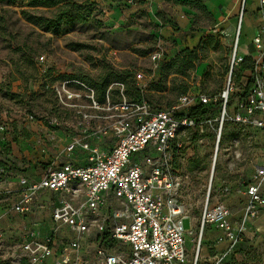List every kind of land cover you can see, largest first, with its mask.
Masks as SVG:
<instances>
[{
	"label": "rangeland",
	"instance_id": "rangeland-1",
	"mask_svg": "<svg viewBox=\"0 0 264 264\" xmlns=\"http://www.w3.org/2000/svg\"><path fill=\"white\" fill-rule=\"evenodd\" d=\"M87 2L90 13L86 22L66 33L54 34L22 17L21 10H29L25 1L0 0V264H18V233L23 227L35 223L40 235L51 229L50 209L27 217L13 210L11 204L16 194L13 188L18 176L44 173L66 161L85 162L92 153L89 148L105 152L107 148L99 147L100 142L112 143L113 138L95 133L94 120L83 115L104 112L91 108L92 101L85 96L90 94L88 88L102 108L117 103L122 96L164 107L176 102L182 94L215 93L224 82L234 32L226 34L220 23L210 27L199 44L190 49L196 53V60L174 63L178 55H185L184 49H177L153 62L150 54L161 38L155 32L159 26L150 15H140L114 26L104 18L102 0ZM195 25L212 24L199 15ZM161 44L164 49L166 45ZM39 56L44 60L40 61ZM126 72L132 74L127 76ZM138 72L142 74L140 78H136ZM106 73L109 75L104 91L101 87L94 89L90 82L101 83ZM64 82L68 93L61 91ZM192 140L197 144V159L189 171L194 178L192 184L197 190L199 208L191 205L188 211L198 216L209 186V203L219 199L221 181L214 177L209 182L215 153L213 139ZM72 142L78 145L70 149ZM84 142L89 148L82 146ZM227 147L230 155L239 154V161L226 159L223 153ZM252 153V145L243 140L234 141L228 132H222L214 175L219 177L225 170L250 174L254 162L250 159L256 158ZM8 182H12L10 188ZM182 226L187 232L189 220L183 219ZM190 237L187 238L188 262L192 264L197 236ZM223 257L218 264H259L261 252L247 249L231 261ZM93 261L89 264H94ZM196 264L214 262L198 258Z\"/></svg>",
	"mask_w": 264,
	"mask_h": 264
},
{
	"label": "built area",
	"instance_id": "built-area-1",
	"mask_svg": "<svg viewBox=\"0 0 264 264\" xmlns=\"http://www.w3.org/2000/svg\"><path fill=\"white\" fill-rule=\"evenodd\" d=\"M244 4L241 0L223 88L215 95L197 97L203 105L218 103L216 116H211V111L177 116L176 106L158 109L142 99L127 100L124 96L102 108L88 88L90 94L85 96L91 99V108L104 112L83 115L97 122L95 133L113 138V143L109 150L99 152L84 142L82 146L92 151L85 164L65 162L47 169L37 180L26 176L18 179L20 190L12 205L16 213L31 212L44 191L60 196L50 211L54 224L50 231L45 235L24 232L18 243V264H89L92 259L94 264H189L186 235L197 236L192 263L196 264L206 225L222 231L220 239L227 242L224 254L244 240L249 222L264 209V166L257 167L244 184L243 213L238 221H232L222 201L209 203V186L197 229L184 232L187 210L180 199L183 176L175 152L181 147L178 135L188 129L199 135L211 132L216 143L227 123L264 130V23L252 38L255 56L251 60V84H242L245 95L237 99L229 113L230 97L237 87L233 73L245 61L237 50ZM260 4L263 6L264 0ZM163 55L159 40L150 59L158 62ZM39 60L44 57L39 56ZM141 75L136 73V78ZM65 83L62 93H68ZM179 102L186 105L190 99L181 96ZM73 146L71 143L69 148ZM62 226L74 235L59 240L57 232ZM221 256L214 259V264L221 261Z\"/></svg>",
	"mask_w": 264,
	"mask_h": 264
},
{
	"label": "crops",
	"instance_id": "crops-1",
	"mask_svg": "<svg viewBox=\"0 0 264 264\" xmlns=\"http://www.w3.org/2000/svg\"><path fill=\"white\" fill-rule=\"evenodd\" d=\"M240 5L241 0H102L101 9L104 12L103 15L107 22L111 23L114 26H119L121 23L124 24L129 20L133 21L140 15H150L155 21V24L159 26L155 31L156 35L161 38L159 39L161 43L164 42V44L167 46V50L166 46L164 48V54L166 55L167 53H172L177 49L190 50L192 47L199 44L205 32H207L210 27H213L215 23H220L222 25V29L228 35L229 33L234 32V39L237 31ZM199 15L208 18L212 25H205L202 27L195 25V21L199 17ZM262 23H264V5L262 6L260 4V0H245L237 40V50L239 54L246 57V60L233 73V79L237 87L230 97L229 113H232L234 104L237 99L245 95L244 90L242 89V84L244 82H247L248 86L251 84V60L255 56L254 48L252 45V38ZM227 72L222 87L215 93H197L192 95L188 93L182 94L179 96V98L181 96H187V98L190 99V102L186 105H182L179 102L178 98L176 102L169 106H151L158 109H170L171 107L176 106L175 113L177 116H183L186 114H203L208 111H211L209 113L211 116H216L219 110L218 103L210 104L209 106L203 105L198 102L197 97L201 94H217L224 86ZM94 125H97V122H95ZM222 132H228L232 140L234 141L243 140L252 145V155H255L256 157L255 160H252V158L250 159L251 161H254L253 163H251L253 170L250 172V174H242V172L233 174L225 170L219 177L215 176L213 173V166L217 159L220 139L216 143L214 134L211 132H206L200 135L195 131L189 129L181 132L178 135V142L181 143V147L176 148L175 152L178 170L183 176L180 199L184 204L185 209L187 210V216L184 219L189 220V229H197L203 206H200V212L198 214L199 217L195 214L192 215L188 211V206L191 205L199 208V200L197 199V193H195L197 190L192 184L194 178L189 171L190 165H192L195 162V159H197V144L195 140L192 139H195V137H205L208 139H213V144L215 143V159L213 160L212 169L209 174V182L211 183L214 177L217 178V180L221 181V185L218 188L219 199H217L215 202L222 201L225 205H227L231 213V219L234 222L238 221L243 213L242 208L245 199L244 184L252 178L257 167L264 166L263 129L253 127L242 128L234 123H227L224 126ZM112 143L110 145H107L106 142L101 141L99 147L105 146L107 148V151L111 147ZM74 145H78V143L74 142ZM223 154H225L227 160L239 161V154L235 152L230 155L229 147L225 148ZM86 162L87 161L82 163H71L76 165H83ZM61 164H58L56 166H59ZM42 174L43 172L31 176H18L17 180L15 181V184L17 185L15 188H13L16 191L14 202L18 198L20 190L18 179L21 176H26L29 179L37 180L41 177ZM7 185L10 188L12 182H8ZM261 193L264 196V181L261 186ZM59 199V194H55L48 190L44 191L39 194L36 204L33 205V210L31 212L26 214H17L23 217H27L38 212H45L49 209L51 211V208L57 203ZM14 202H12L11 206ZM50 222V228H52L54 224L51 220V216ZM26 230H32L38 234V232L36 231L37 225L35 223H32L30 226H25L19 231V241L22 239L23 234ZM73 235V232L69 228L64 226H62L60 231L57 232V236L60 237L58 238L59 240L65 238L68 239ZM221 235L222 231L220 229L212 225L205 226L200 240V246L203 245V249H200L199 247L200 259L214 261L216 257L222 255L224 256V260L231 261L241 257L243 252L247 249H258L261 252L259 264H264V209L260 211L258 216H256L249 222L248 229L244 234V240L237 246L234 251L224 254L227 242L220 239ZM187 238L190 239L191 237H186V248L188 252ZM208 250L211 252V254L208 252ZM201 251H203L205 254H200Z\"/></svg>",
	"mask_w": 264,
	"mask_h": 264
},
{
	"label": "trees",
	"instance_id": "trees-1",
	"mask_svg": "<svg viewBox=\"0 0 264 264\" xmlns=\"http://www.w3.org/2000/svg\"><path fill=\"white\" fill-rule=\"evenodd\" d=\"M25 1V6L29 10L22 9V17L29 23L37 26L41 30L51 32L54 34L66 33L73 29L77 24L84 23L87 21L90 13V6L87 0L78 3V0H23ZM42 9L40 12L33 11ZM196 53L188 49L185 50L184 56H177L175 61H180L181 63H187L189 60H196ZM246 60V57H245ZM245 62V61H244ZM243 62V63H244ZM132 73L126 72V75L130 76ZM108 75L106 73L101 83L90 82L94 89L101 87L104 91L108 84ZM102 101V97L98 98Z\"/></svg>",
	"mask_w": 264,
	"mask_h": 264
},
{
	"label": "bare ground",
	"instance_id": "bare-ground-1",
	"mask_svg": "<svg viewBox=\"0 0 264 264\" xmlns=\"http://www.w3.org/2000/svg\"><path fill=\"white\" fill-rule=\"evenodd\" d=\"M189 236V235H186V237Z\"/></svg>",
	"mask_w": 264,
	"mask_h": 264
}]
</instances>
